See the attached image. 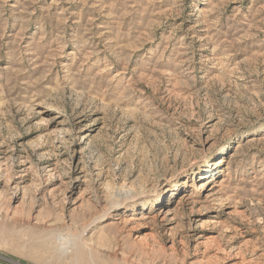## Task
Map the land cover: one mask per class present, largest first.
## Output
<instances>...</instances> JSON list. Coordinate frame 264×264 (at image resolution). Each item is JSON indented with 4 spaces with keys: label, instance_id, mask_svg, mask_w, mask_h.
Returning a JSON list of instances; mask_svg holds the SVG:
<instances>
[{
    "label": "rangeland",
    "instance_id": "374dc122",
    "mask_svg": "<svg viewBox=\"0 0 264 264\" xmlns=\"http://www.w3.org/2000/svg\"><path fill=\"white\" fill-rule=\"evenodd\" d=\"M0 264H264V0H0Z\"/></svg>",
    "mask_w": 264,
    "mask_h": 264
},
{
    "label": "bare ground",
    "instance_id": "6f19581e",
    "mask_svg": "<svg viewBox=\"0 0 264 264\" xmlns=\"http://www.w3.org/2000/svg\"><path fill=\"white\" fill-rule=\"evenodd\" d=\"M61 129V128H60ZM203 178V177H202ZM15 187V186H14ZM123 191V190H122ZM117 192L113 197H107L106 199H104L105 201L103 202L107 208L106 212L103 213L101 216L97 217L96 219H94V221L92 222V224H96L98 222H102L104 220H106V214L107 212H109L108 210L110 209H114L115 206L117 205H122L125 204L126 202H128L129 200H131L132 198L136 197V195H138L135 192ZM112 196V195H111ZM121 200V201H118ZM75 207V206H74ZM117 208V207H116ZM170 212V211H169ZM165 215V214H164ZM168 215V214H167ZM167 217V216H166ZM167 219V218H166ZM171 219V218H170ZM63 239V238H62ZM64 241V240H63Z\"/></svg>",
    "mask_w": 264,
    "mask_h": 264
}]
</instances>
